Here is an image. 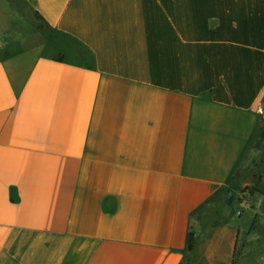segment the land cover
<instances>
[{
    "label": "crops",
    "instance_id": "0c3cea01",
    "mask_svg": "<svg viewBox=\"0 0 264 264\" xmlns=\"http://www.w3.org/2000/svg\"><path fill=\"white\" fill-rule=\"evenodd\" d=\"M263 148L264 0H0V264H264Z\"/></svg>",
    "mask_w": 264,
    "mask_h": 264
},
{
    "label": "rangeland",
    "instance_id": "374dc122",
    "mask_svg": "<svg viewBox=\"0 0 264 264\" xmlns=\"http://www.w3.org/2000/svg\"><path fill=\"white\" fill-rule=\"evenodd\" d=\"M261 156H262V161L261 160L256 161L254 163V169H248L245 172H242V174H248L247 176L250 177L251 179H252V174H261L262 173V175H264V148H263V152H262ZM238 174H240V173H238ZM246 188H249L248 191H251V190L252 191H261V190H263V185H260L257 187H246ZM248 191H246V192H248Z\"/></svg>",
    "mask_w": 264,
    "mask_h": 264
},
{
    "label": "trees",
    "instance_id": "16d2710c",
    "mask_svg": "<svg viewBox=\"0 0 264 264\" xmlns=\"http://www.w3.org/2000/svg\"><path fill=\"white\" fill-rule=\"evenodd\" d=\"M248 190H249V188H245L244 193H245L246 191H248ZM191 246H192V243H191ZM191 246H190V247H191Z\"/></svg>",
    "mask_w": 264,
    "mask_h": 264
}]
</instances>
